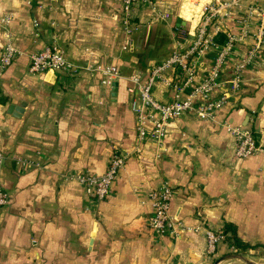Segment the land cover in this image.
<instances>
[{"label":"crops","instance_id":"crops-1","mask_svg":"<svg viewBox=\"0 0 264 264\" xmlns=\"http://www.w3.org/2000/svg\"><path fill=\"white\" fill-rule=\"evenodd\" d=\"M157 1L161 8L171 4V18L149 24V9L136 5L137 29L126 36L121 0H0V20L9 22L0 24V56L4 31L21 54L0 69V186L8 198L0 208V264H214L233 250L241 254L230 231L250 246L243 255L264 262V154L237 159L235 140L222 128L224 122L239 126L264 149L263 44L243 70L237 95L213 123L191 112L168 122L161 148L141 145L101 202L88 197L73 177L99 176L114 152L137 147L130 109L135 96L128 94V83L105 87L99 74L82 71L28 72V55L56 46L72 64L113 65L125 78L146 76L175 50H188L201 6L213 0ZM256 2L264 7V0ZM244 13L245 6L221 25L213 37L216 49L229 33L240 34L234 20ZM257 23L258 17L247 21L250 34L236 44L222 82L254 48ZM216 49L198 59V81ZM152 94L165 103L174 96L161 84ZM224 94L226 85L213 98ZM164 183L173 191L169 214L196 232L160 237L148 229L147 194ZM207 232L223 235L213 255L206 254Z\"/></svg>","mask_w":264,"mask_h":264},{"label":"built area","instance_id":"built-area-1","mask_svg":"<svg viewBox=\"0 0 264 264\" xmlns=\"http://www.w3.org/2000/svg\"><path fill=\"white\" fill-rule=\"evenodd\" d=\"M136 5L149 9L151 18L149 24L166 23L172 16L171 4L161 8L157 0H121V29L128 36L137 29L134 22L133 10ZM245 6L243 19L234 20L241 26L239 35L228 34L225 44L216 49L213 37L220 32V27L229 20H233V13ZM201 17L188 50H175L160 64L154 66L146 76L134 74L125 78L113 65H75L69 62L62 51L56 46H48L40 52L28 55V72L32 75L46 74H76L78 72L97 73L101 76V83L110 87L116 81H126L129 85L127 92L135 96L130 103V109L135 117V131L137 147L133 151L114 152L107 163L106 170L99 176L79 174L73 177L84 189L85 194L95 202H101L110 195L113 182L117 180L126 161L141 152L140 146L152 144L161 148L168 122L175 120L187 112L195 114L200 121L213 123L221 109L228 105L231 98L237 95L241 84V75L248 66L261 44L264 45V7H260L256 0H217L204 3L200 9ZM258 17L257 27L253 37L256 39L254 48L249 50L247 57L234 64L232 76L222 82L221 75L224 65L234 54L236 44H241L249 36L247 21ZM8 20L1 19L0 24H8ZM4 31V30H3ZM6 42L0 56V69H5L20 56L14 48L8 31L3 32ZM210 48L216 49L212 64L205 77L197 79V61ZM172 90L174 96L171 102H159L152 94L157 85ZM226 85L227 94L213 98V94L221 86ZM226 130L235 140V157L246 159L257 154H264L262 146L256 144L250 132L239 126L223 123ZM159 153L155 160H159ZM4 162L0 152V176ZM173 191L166 183L156 191L147 194L152 213L147 220L148 229L156 236L175 233L176 230L196 232V229L185 228L177 218L169 214ZM8 198L0 186V208L7 205ZM206 254L213 255L223 240V235L212 232L206 233ZM233 252H236V250Z\"/></svg>","mask_w":264,"mask_h":264},{"label":"trees","instance_id":"trees-1","mask_svg":"<svg viewBox=\"0 0 264 264\" xmlns=\"http://www.w3.org/2000/svg\"><path fill=\"white\" fill-rule=\"evenodd\" d=\"M230 230V229H229ZM227 228H225L224 230V234H227ZM231 233V237L230 238V241H232L234 243L235 246H237L239 248V251L240 253L242 254V252H245L247 251L248 249H251L250 246L246 245V244H243L241 243L238 238L236 237L235 235V232L234 231H230Z\"/></svg>","mask_w":264,"mask_h":264},{"label":"water","instance_id":"water-1","mask_svg":"<svg viewBox=\"0 0 264 264\" xmlns=\"http://www.w3.org/2000/svg\"><path fill=\"white\" fill-rule=\"evenodd\" d=\"M111 86L114 88L117 86V83H112ZM228 259H234V260H240L241 262H243L244 264H256V263H253V262H250L248 260H246L244 257L240 256V255H232V256H229L228 258L226 257H223L219 260H217L214 264H219L221 263L222 261L224 260H228Z\"/></svg>","mask_w":264,"mask_h":264},{"label":"rangeland","instance_id":"rangeland-1","mask_svg":"<svg viewBox=\"0 0 264 264\" xmlns=\"http://www.w3.org/2000/svg\"><path fill=\"white\" fill-rule=\"evenodd\" d=\"M230 255H241V254H238L236 252H233L232 254ZM242 257H244L246 260L250 261V262H253V263H256V264H264V262H257V260L254 258V256H249V255H246V254H242L241 255ZM248 256V257H247ZM226 257V256H225ZM243 263V262H242ZM244 264V263H243Z\"/></svg>","mask_w":264,"mask_h":264}]
</instances>
